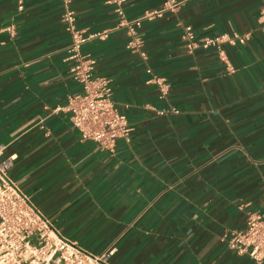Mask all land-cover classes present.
<instances>
[{"label":"crops","instance_id":"obj_1","mask_svg":"<svg viewBox=\"0 0 264 264\" xmlns=\"http://www.w3.org/2000/svg\"><path fill=\"white\" fill-rule=\"evenodd\" d=\"M165 1L127 0L125 15ZM178 1L143 22L142 50L124 28L83 46L132 127L107 150L82 140L65 109L82 85L61 1L0 0V158L60 234L106 264H264L226 243L264 212V0ZM72 6L87 34L119 21L105 0ZM188 24L199 40L248 37L224 44V59L215 47L190 52ZM154 75L170 83L164 97Z\"/></svg>","mask_w":264,"mask_h":264},{"label":"built area","instance_id":"obj_2","mask_svg":"<svg viewBox=\"0 0 264 264\" xmlns=\"http://www.w3.org/2000/svg\"><path fill=\"white\" fill-rule=\"evenodd\" d=\"M60 1L64 8L61 20L72 38L67 48L68 59L73 62L71 73L82 85V93L72 96L65 109L70 113L82 140L93 141L101 149L114 150L119 139L130 138L132 127L126 115L115 106L112 80L95 74L96 60L83 52V46L93 39H107L114 30L124 28L130 36L127 47L142 50L145 42L138 30L143 22L178 10L181 2L166 0L160 8L147 10L141 16L129 19L125 15L127 0H105L115 6L118 23L111 28L87 34L77 27L72 0ZM19 9H23L22 4ZM14 29L13 25L7 27L11 33H14ZM183 37L190 52L199 47H215L224 59L223 45L244 43L248 35L217 34L199 40L193 26L188 24L184 27ZM148 72L152 73L150 69ZM150 82L158 85L161 97L169 92L170 83L164 77L154 75ZM3 150L4 147L0 146V157ZM10 167L9 160L0 158V264H106L105 254H95L77 241L60 234L45 213L9 177ZM226 243L238 255H248L262 262L264 212H249L244 228L234 230Z\"/></svg>","mask_w":264,"mask_h":264}]
</instances>
